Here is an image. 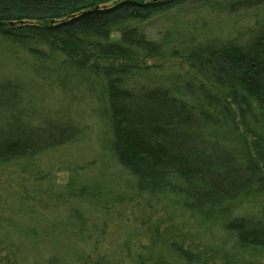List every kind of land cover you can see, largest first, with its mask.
Here are the masks:
<instances>
[{
	"label": "trees",
	"instance_id": "trees-1",
	"mask_svg": "<svg viewBox=\"0 0 264 264\" xmlns=\"http://www.w3.org/2000/svg\"><path fill=\"white\" fill-rule=\"evenodd\" d=\"M21 83L89 106L106 156L65 165L79 125L32 99L0 115V195L14 200L0 248L21 264H207L199 244L112 221L114 192L197 231L222 264H264V0H0V88ZM59 169L60 189L45 178Z\"/></svg>",
	"mask_w": 264,
	"mask_h": 264
},
{
	"label": "rangeland",
	"instance_id": "rangeland-1",
	"mask_svg": "<svg viewBox=\"0 0 264 264\" xmlns=\"http://www.w3.org/2000/svg\"><path fill=\"white\" fill-rule=\"evenodd\" d=\"M5 88L6 87L0 88V102L5 104H0V115L3 116V114L5 113L9 114V116L5 119V122L9 121V119L12 120L23 117L26 113L25 101L27 99H32V102L35 105L34 108L43 110V112L46 111V113L48 112L47 114L50 115L51 118L55 117V115L51 114L57 113V115L62 118H66L65 116H68L78 123L79 126L77 127V130L78 135L80 134V140L71 145L67 150L68 152H65L62 155V160L64 161L65 165L67 163H75V166L79 167L80 165H84L89 162H93L92 165L95 166H102L105 164L106 156L102 154L100 150L101 137L103 136V133L101 131L102 123L97 119L96 116L93 115L90 110L91 108L85 105L84 102L80 104L71 100H64L55 92H53V90L40 87L38 89V85L36 87L32 84H22L21 91L16 87H14V90H11V88H9V91ZM11 91H15L18 98L17 101H15V103H17L18 105L16 108H14V110H11L12 107L8 106L14 105L13 103L6 104V102L2 100L5 97L7 98L8 93H11ZM1 120L2 122L4 121L3 119ZM66 120L67 119H65V121ZM65 121H63V125H66L64 124ZM0 126L3 127L2 123H0ZM66 128L69 130L67 134H74V128ZM58 151H60V149ZM44 160L45 162L51 161L48 158ZM2 166L18 170L21 169L20 166L14 164H6ZM30 166L32 165L29 161H22V167L26 171H28L32 176H40L39 171L37 173L33 166L30 170ZM78 170L83 173V170ZM69 177V170L59 169L58 171H55L53 176H46L45 178H48L50 181L54 182L57 185V188L60 189L59 186L66 184L69 180ZM2 178L4 179V177ZM117 194L118 192H114V194H112L111 196L112 198L110 199H106V197L105 199H102L100 196L102 202L106 201L105 212L110 213V217L112 218V213L113 215L119 216V218L113 219L112 221H118L120 218H122L136 225L142 226L146 231L148 243H157L159 245H164L175 242L179 246L181 245L186 248L189 245L199 244L200 249H207L209 252L207 264H222L218 259H215V257H213L211 246L208 245L209 243H207L199 236V233L197 231L180 227L176 221L168 220L165 215L159 210L148 208L143 203L132 200L122 193L119 194L120 196H117ZM114 197H117L119 201L115 202L113 200ZM99 201L97 200L98 203ZM12 202H14V200L10 193H3L0 195V204H3V207L0 210V213H2L0 215V221L5 222L4 224L6 226L10 224V221L7 222L10 214L8 213V210L4 208V204L8 206V204H11ZM62 207L64 206H61L60 208ZM5 229L8 228H2L0 230V236L3 237V234H5ZM15 230L17 229L15 228ZM100 249L101 246L99 245V250ZM94 256L95 255H93V257ZM34 257V259L31 258V263L28 264H38V256L35 255ZM21 259L22 258L20 255V251H17L13 248H0V264H21Z\"/></svg>",
	"mask_w": 264,
	"mask_h": 264
}]
</instances>
